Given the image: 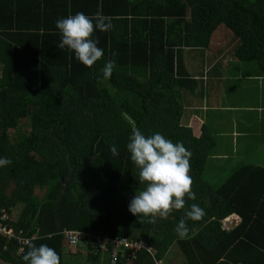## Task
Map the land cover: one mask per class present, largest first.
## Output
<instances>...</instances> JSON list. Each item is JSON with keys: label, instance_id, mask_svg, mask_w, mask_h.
Instances as JSON below:
<instances>
[{"label": "trees", "instance_id": "1", "mask_svg": "<svg viewBox=\"0 0 264 264\" xmlns=\"http://www.w3.org/2000/svg\"><path fill=\"white\" fill-rule=\"evenodd\" d=\"M78 12L100 13L114 25L94 33L104 57L91 68L57 47L56 21ZM222 26L232 35L219 52H209L207 67L225 52L264 76V0H0V157L11 160L0 167V217L5 211L14 235L0 236V264H25L29 243L47 244L60 264H74L65 257L64 231L76 230L92 235L79 247L85 254L78 264H111L109 253L97 249V234L142 240L155 250L154 259L139 252L136 264H168L171 249L180 264H264V166L221 170L217 175L227 177L217 182L208 174L214 140L181 123L188 98H202L205 89L185 50L210 48ZM109 59L117 66L104 80L100 69ZM22 120H29V132L12 143L9 131ZM133 128L146 136L159 132L192 153L197 199L155 224L128 210L145 187L126 148ZM37 187L46 188L40 202L33 198ZM193 203L206 214L188 220L181 237L176 226ZM232 215L241 223L227 230L223 220Z\"/></svg>", "mask_w": 264, "mask_h": 264}, {"label": "clouds", "instance_id": "2", "mask_svg": "<svg viewBox=\"0 0 264 264\" xmlns=\"http://www.w3.org/2000/svg\"><path fill=\"white\" fill-rule=\"evenodd\" d=\"M113 27L111 18L100 13L88 16L78 12L60 18L56 21V28L61 35L57 47L61 50L67 48L74 53L76 60L91 68L104 57V50L98 47V37L93 38L94 33L108 32ZM116 66L114 59L107 60L100 69L102 78L110 79ZM126 148L131 161L139 169L140 185L145 186L131 199L128 208L131 214L151 217L148 222L155 224L157 217L167 219L173 210L185 209L187 200L197 199L196 193L192 190L193 179L190 175L192 153L182 143H173L159 132L146 136L138 128H133ZM110 151L113 156L119 155L116 146H112ZM9 164H11L9 158L0 157V167ZM205 214L204 209L198 204H191L189 210L179 220L176 233L186 237L189 232L187 221H199ZM22 260L25 264H60L59 254L47 244L37 246L35 243H29Z\"/></svg>", "mask_w": 264, "mask_h": 264}, {"label": "crops", "instance_id": "3", "mask_svg": "<svg viewBox=\"0 0 264 264\" xmlns=\"http://www.w3.org/2000/svg\"><path fill=\"white\" fill-rule=\"evenodd\" d=\"M219 50L221 49L215 51L214 47L201 49L199 50V52L201 53H194V51L187 49L185 50L184 54L187 63L191 64V66H195L193 69L192 67H190V71L196 76V78L201 82L205 89L204 96L202 98L199 97L198 99H195L194 96L188 98L189 102L187 101L186 103H189V106L185 108L187 112L184 114V117L181 120L186 119V115L188 116V111H194L197 107H199L197 109H200L201 111L197 110V112H203L204 115L198 116V113H195L194 116H192L193 112H191L190 117H192L190 118V123H187L189 124V126L193 127L195 133L199 137L204 134V131L212 137L215 146L214 150L212 151V157L213 155L218 153L217 150L220 148L228 152L230 158H232L231 154L236 157L240 153V147H242V149H246L247 152L251 151L249 150L250 148L254 149L255 147H258V151L256 150V152L254 153L249 152L247 154L255 155L257 153V155H259V152L264 147V143L258 144L261 142L260 140H264V85L262 87H254L253 91H251V94L248 96H246V93L248 91L243 94L242 91L235 90L236 85H233L232 82H229L230 86L222 87V83H219L218 79L220 80L221 77L224 78L225 74L232 77L233 74L236 73V71H238L239 73V70L245 69L243 64H240L237 59L234 60V58H232L231 56L226 55L225 52L216 59V62L220 64V70L216 75H212L213 80H211L209 75V73H211L213 70L211 68H214L218 64L215 63L212 65V67H207L208 64L206 62V57L209 52H211V54L213 55V53L216 54L217 52H219ZM203 52L205 54V57ZM196 55H202L201 61L200 59L195 58ZM193 61L194 64H192ZM201 62L204 64L202 65ZM226 62H231V66ZM254 73L257 79H255V81L252 83L248 77L242 78V81H245V85L250 84V86L252 87L255 85V83H258L259 78L263 76V74H261V72H258V70ZM237 83L241 84L239 81ZM233 97H237V99H234ZM191 98L193 99L190 100ZM219 99H221L220 102ZM227 102H229V104L235 102V105L230 104L225 106V103ZM220 103L223 105H219ZM243 125V128L245 129L244 131L240 132L238 128ZM215 126L217 127V129L213 130V127ZM259 126H261L260 130L263 137L258 138L256 135L252 136V132L251 130H249V127H251L252 129V127L258 128ZM220 142L225 144L221 146ZM216 155L220 157L224 155L223 157L225 158L228 157L226 153H220ZM222 162L224 161H220L218 163L221 164ZM224 169L225 167H222V169H220L219 167L218 173H220L221 170ZM231 217H233L236 222H241V218L239 216L232 215Z\"/></svg>", "mask_w": 264, "mask_h": 264}, {"label": "rangeland", "instance_id": "4", "mask_svg": "<svg viewBox=\"0 0 264 264\" xmlns=\"http://www.w3.org/2000/svg\"><path fill=\"white\" fill-rule=\"evenodd\" d=\"M228 33V34H227ZM232 35L231 31L226 28L225 26H222L219 28L218 30V33L215 35V37L212 38V44H211V47L215 48V51L218 50L221 46L222 43L226 42L227 39ZM229 40V39H228ZM213 45V46H212ZM209 54V53H208ZM235 60V58H234ZM228 65L231 66V62H226ZM241 64V63H240ZM243 64V63H242ZM243 66L245 67L244 70H239V73L238 71H236V73L233 74V76H228L225 74L224 78H220V80L218 79L219 83H222V87L225 86V87H228L230 86V83L229 82H232L233 85L235 84L236 87H235V90H240L243 92V94H245L246 91H248L246 93V96L250 95L251 94V91H253L254 87H262L264 84V76L260 77L259 78V81L258 83H255L254 86H250V84L248 85H245V81H242V78L243 77H248L250 80H251V83L255 81V79H257L256 75L254 72H257L258 68L256 65L253 64H243ZM259 72V71H258ZM240 82L241 84L237 83V82ZM263 82V83H262ZM222 93V92H221ZM234 98V97H233ZM234 99H237V97H235ZM221 101V99H219V102ZM218 102V101H217ZM218 102V103H219ZM230 104H234L235 105V102L233 103H230ZM229 102L225 103V106L227 105H230ZM209 105V104H208ZM219 105H223V104H219ZM199 108V107H197ZM195 109L194 111H191L193 112L192 116H194L195 113H198V116H202L204 115L203 112H197L198 111H201L200 109ZM196 111V112H195ZM191 112L188 111V116L186 115V119H183L182 120V123L184 122H189L190 123V115H191ZM202 113V114H201ZM201 118V117H200ZM197 119V117H196ZM29 126H30V122L29 120H22L18 126L17 129L15 130H10L9 131V135H10V141L13 143L17 142L20 140V138L27 134L29 132ZM262 126V125H261ZM261 126H259L258 128H254L252 127H249V130H251V135H256L258 138L259 137H263L262 136V132H261ZM243 126H240L238 129L240 132L244 131L245 128H243ZM217 127H213V130H216ZM261 142L258 143V144H262L264 143V140H260ZM223 142V141H222ZM221 143V146H223L225 143ZM227 146V145H226ZM225 146V147H226ZM240 149V153L235 157L233 156V154H231L232 158H230V156L228 155L229 153L224 151L222 148L218 149V153L216 154H224L226 153L228 157H223L224 155H222L221 157L220 156H217L216 154L213 155L212 157V154L213 152L211 153V156H210V164L208 166V174L211 173L210 176L213 177V175H217L218 174V168L220 167V169H222V167H225V169L227 168H236V167H240L241 165L243 164H246V163H253V164H258V165H261V166H264V147L263 149L259 152V158H256L253 154L251 155H248L247 153L249 152H256V150L258 149V147H255L254 149H249L251 151L247 152L246 149H242V147L239 148ZM258 151V150H257ZM246 154V155H245ZM257 155V153L255 154ZM235 157V158H234ZM220 161H224L222 162L221 164L218 163ZM227 162V163H226ZM226 163V164H225ZM232 169H230L229 172L233 171ZM225 173H223L222 175H217V176H214V178H216L217 182L219 181L220 183L223 182L225 180V178L227 177V175H224ZM219 183V184H220ZM45 190L46 188H40V187H37L35 188V191H34V200L37 201V202H40L42 200V197L43 195L45 194ZM22 209V205H18L17 208H15L12 212V218L15 219L18 214L20 213ZM240 220V219H239ZM234 222V224H233ZM240 221H235V219L233 217H230L229 218V222H223V226H225L226 228H232V226L236 225L237 223H239ZM65 257L67 258V260L69 259L70 262H73L74 261V264H78L76 261L78 260V254H85V252H81V249L78 248H65ZM169 257L170 259H168V264H180L182 261H183V258L182 256L179 254V251H177L176 249H171L169 251ZM81 256H84V255H81ZM82 258V257H81ZM161 264V263H160Z\"/></svg>", "mask_w": 264, "mask_h": 264}, {"label": "built area", "instance_id": "5", "mask_svg": "<svg viewBox=\"0 0 264 264\" xmlns=\"http://www.w3.org/2000/svg\"><path fill=\"white\" fill-rule=\"evenodd\" d=\"M9 216L2 211V215L0 217V236L10 238L13 235V231L7 228L5 222ZM224 222H229V219H225ZM229 230L231 228H226ZM92 235L88 234L85 231H64V242L70 248H78L84 245L86 242L89 241ZM29 240H25L21 242L23 245L28 244ZM94 242L99 244L97 248L101 254L109 253V260L111 264H115L117 258L120 255L125 256L124 264H136L137 262V255L141 251L147 252L153 259L155 256V250L146 244L142 240H133L128 238H109L107 235L97 234L94 236ZM22 249L20 250V252ZM157 264V263H156ZM159 264V263H158Z\"/></svg>", "mask_w": 264, "mask_h": 264}]
</instances>
